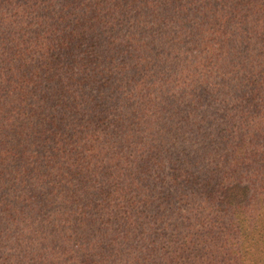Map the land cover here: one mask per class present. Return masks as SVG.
I'll return each instance as SVG.
<instances>
[{
  "label": "trees",
  "instance_id": "obj_1",
  "mask_svg": "<svg viewBox=\"0 0 264 264\" xmlns=\"http://www.w3.org/2000/svg\"><path fill=\"white\" fill-rule=\"evenodd\" d=\"M0 264H264V0H0Z\"/></svg>",
  "mask_w": 264,
  "mask_h": 264
}]
</instances>
